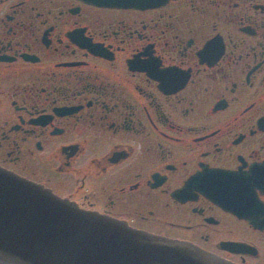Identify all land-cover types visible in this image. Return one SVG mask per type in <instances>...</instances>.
I'll return each instance as SVG.
<instances>
[{"label":"flooded vegetation","instance_id":"flooded-vegetation-1","mask_svg":"<svg viewBox=\"0 0 264 264\" xmlns=\"http://www.w3.org/2000/svg\"><path fill=\"white\" fill-rule=\"evenodd\" d=\"M0 166L264 264V0H0Z\"/></svg>","mask_w":264,"mask_h":264},{"label":"water","instance_id":"water-1","mask_svg":"<svg viewBox=\"0 0 264 264\" xmlns=\"http://www.w3.org/2000/svg\"><path fill=\"white\" fill-rule=\"evenodd\" d=\"M152 7L166 0H91ZM0 264H234L183 240L79 208L0 166Z\"/></svg>","mask_w":264,"mask_h":264}]
</instances>
